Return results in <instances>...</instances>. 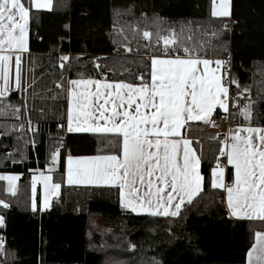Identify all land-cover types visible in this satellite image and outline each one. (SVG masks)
<instances>
[{"label": "trees", "instance_id": "16d2710c", "mask_svg": "<svg viewBox=\"0 0 264 264\" xmlns=\"http://www.w3.org/2000/svg\"><path fill=\"white\" fill-rule=\"evenodd\" d=\"M22 2L30 7L29 0ZM117 27L122 32L115 31ZM144 31L154 34L149 45L143 43ZM158 31L179 34L183 46L195 49L199 57L231 56L236 84L257 99L252 122L240 121V116L235 120L264 126V93H259L253 72L255 64L264 63V0H232L229 18L212 17L211 0H54L51 11L30 8L29 59L37 67L34 105L42 106L54 75L64 84L80 78L138 84L136 77L150 70V57L163 54V42L156 43ZM210 33L216 36L213 42ZM60 54H70V68H60ZM178 54L184 55L182 48ZM27 78L32 81L33 75ZM59 97L62 113L55 112L58 102L47 105L42 115L30 111L40 117L34 133L22 111L14 114L24 94L0 98V174L20 176L15 195L8 194L6 182L0 180V200L8 205L0 204L2 264H246L264 222L232 219L223 191L210 186L211 168L222 161L219 141L207 142L203 192L177 217L125 212L119 190L113 188L65 187L49 210L33 211L32 175L46 169L57 143L61 141L60 167L54 180L62 186L66 154L117 152L105 135H58L57 127L66 124V90ZM20 127L30 134L9 132ZM194 145L200 151L201 144ZM232 172L228 167V181ZM93 217L106 222L109 228H103L109 233L91 232Z\"/></svg>", "mask_w": 264, "mask_h": 264}, {"label": "snow or ice", "instance_id": "6c2138e0", "mask_svg": "<svg viewBox=\"0 0 264 264\" xmlns=\"http://www.w3.org/2000/svg\"><path fill=\"white\" fill-rule=\"evenodd\" d=\"M29 5L22 0H0V97L7 95L12 84L13 55L14 82L17 88L22 86L21 54L28 50L30 8H49L51 0H29ZM228 15L229 0L219 4L211 0L212 17ZM153 35L143 32L148 40ZM155 37L156 43L163 42V55L150 57V70L136 77L138 84L91 78L67 82V131L112 134L105 139L115 142L117 152L68 155L66 177L68 184L118 188L120 204L132 212L175 217L185 200L190 203L202 190L204 180L201 159L181 130L189 122L214 123L211 116L217 107L227 112L229 88L224 83L227 72L221 74L225 61L199 57L195 49L183 46L175 32L161 35L158 31ZM181 48L183 56L178 54ZM60 59L63 68L69 57ZM18 112L14 107V114ZM241 114L250 120L247 106ZM230 133V138L220 142L219 153L234 170L231 180L226 183L225 167L218 162L211 168L210 186L225 191L230 215L264 222V128L244 126ZM57 158L54 151L52 162ZM18 179L17 175L0 176L13 195ZM52 181L51 175L42 172L32 176L33 211L37 210L38 183L43 186L40 210L49 207L50 195L61 186ZM0 204L8 207L2 200ZM247 258L248 264H264V233H255Z\"/></svg>", "mask_w": 264, "mask_h": 264}, {"label": "crops", "instance_id": "0c3cea01", "mask_svg": "<svg viewBox=\"0 0 264 264\" xmlns=\"http://www.w3.org/2000/svg\"><path fill=\"white\" fill-rule=\"evenodd\" d=\"M219 2H220V0H217V3L219 4ZM53 3H54V0H51V6L49 7V8H46V9H39L38 11H51L52 9H53ZM36 10V9H35ZM231 12H232V0H229V15L228 16H226V17H218V18H229V17H231ZM173 55H175V53H172ZM163 55V54H162ZM161 55V56H162ZM30 56H32V54L30 53V49H29V28H28V50L26 51V52H23L22 54H21V60H22V64H21V68H22V86H21V88H17L16 87V85H15V82H14V74H15V65H14V60H15V55H13V80H12V84H11V87H10V89H9V91H8V93H7V95L6 96H4V97H0V98H3V99H5V98H7V97H9L12 93H15V92H20L21 94L23 93L24 95H25V90H26V84H25V82L27 81V82H29V80L27 79V78H24V74H23V71H24V65H25V63L27 62V60L30 58ZM62 56H68L69 57V60H68V62H70V60H71V56L68 54V55H66V54H60L59 55V58L60 57H62ZM201 58H206V59H211V60H216V59H218V58H213V57H201ZM220 60V59H219ZM60 62H61V59H60ZM212 67H215V65L213 64L212 65ZM222 72H223V69L221 68V74H222ZM91 79H97V78H91ZM99 80H102V81H107V82H112V81H110V80H107V79H104V78H102V79H99ZM0 86H2V81H0ZM69 87V85L67 84V87H66V89ZM230 97H231V94H230V90H229V93H228V104L230 103ZM65 108H66V113H65V118H66V124H65V128H66V130H67V92H66V106H65ZM217 110H221L219 107H217L214 111H213V113L215 112V111H217ZM213 113H212V115H213ZM201 124H205V123H203V122H200V121H195V122H189V125L190 126H198V125H201ZM190 126H186L184 129H182L181 130V132H182V135H184L186 138H188L187 137V130H188V128L190 127ZM244 126H252V127H261V128H264V126H259V125H253V124H249V123H247V122H243V123H234L232 126H231V128H230V130H236V129H238V128H241V127H244ZM194 131H196L195 129H194ZM193 131V132H194ZM68 132V131H67ZM68 134H77L76 132H72V133H70V132H68ZM79 134H93V135H112V134H96V133H79ZM243 134V133H242ZM230 135H231V133L229 132V137L228 138H230ZM194 136H195V138H197V136H196V132H194ZM189 139V138H188ZM198 139H201V138H198ZM190 141H191V147L196 151V154L200 157V159H201V166H200V170H201V174L203 175V173H202V163L205 161V159H206V148H207V142L206 143H203L204 141L203 140H195L194 138H190L189 139ZM194 143H199V144H201V148H200V151H198L197 149H196V147H195V145H194ZM60 150H61V148L58 150V148L56 147L55 148V151H57L58 152V158H57V161L55 162V163H53L52 162V160L49 162V164H48V166L46 167V169L45 170H38V171H35L34 173H33V175H39L41 172L42 173H44L45 175H51L52 177H53V183H57L55 180H54V173L55 172H57L58 170H59V167H60ZM97 155H107V154H97ZM67 154H66V157H65V161H64V174H63V177H64V182H63V185L64 186H62V184H60L61 186H60V188L56 191V193L55 194H52V195H50V199H49V207L48 208H45V209H43V210H41V211H46V210H49L51 207H52V204H53V202H54V200L55 199H57L59 196H60V194H61V192H62V190H63V188H65V187H72V188H89V189H99V188H113V189H118V188H116V187H111V186H106V185H83V184H68L67 183V177H66V158H67ZM95 156V155H94ZM220 165L222 166V167H225V180H226V183L227 182H229L228 181V167H231L230 165H227V160H226V156H222V161L220 162ZM50 169H51V171H50ZM233 170V169H232ZM234 171V170H233ZM4 176H5V174H3ZM7 175H9V174H7ZM12 175H14V174H12ZM32 175V176H33ZM18 177H19V179H20V176L19 175H17ZM204 176V175H203ZM18 179V180H19ZM18 180L15 182V184H16V188H15V194H17V191H18ZM32 181V180H31ZM6 182V191H7V181H5ZM204 184H205V182H204V180H203V182H202V190L197 194V195H195L193 198H192V200H191V202L201 193V192H203V190H204ZM218 190H221V191H223V193H224V204H225V207H226V210L228 211V214H229V216L232 218V219H234V220H242V221H259V220H252V219H248V218H245V217H234V216H232V215H230V213H229V210L227 209V203H226V193H225V191L223 190V189H218ZM7 193L8 194H10V195H13L12 193H10V192H8L7 191ZM31 193H32V189H31ZM36 202H37V210L39 209L40 210V204H41V201H42V198H43V186H42V184H40V183H38L37 184V192H36ZM32 200H33V195H32V197H31V208H32ZM190 202V203H191ZM187 204H189V202H187V200H185V202L183 203V205H182V207L183 206H185V205H187ZM120 206H121V208H122V210L123 211H125V212H130V213H132V214H134V215H137V216H143V215H151V214H149V213H144V212H140V213H136V212H132L130 209H128V208H125V207H123L121 204H120ZM181 207V208H182ZM36 210V211H37ZM180 212V211H179ZM179 215V214H178ZM177 215V216H178ZM177 216H175V217H177ZM160 217H165V216H160ZM167 217H173V216H167ZM0 225H1V223H0ZM262 233H264V232H262ZM246 264H248V258H246Z\"/></svg>", "mask_w": 264, "mask_h": 264}, {"label": "rangeland", "instance_id": "374dc122", "mask_svg": "<svg viewBox=\"0 0 264 264\" xmlns=\"http://www.w3.org/2000/svg\"><path fill=\"white\" fill-rule=\"evenodd\" d=\"M114 30L118 31V32H122L121 28H118V27L116 29H114ZM185 36L188 37V35H185ZM209 38L213 42V40L216 38V36L214 35V33H210V37ZM123 49H125L127 52L131 51V47L130 46H124ZM163 49H164V47H163ZM120 52H121V50H120ZM225 58H227V57H225ZM223 59L224 58H221L220 60H223ZM70 66H71V64H69L68 68H70ZM35 68H37V67L34 64L33 65L30 64V59L27 60V62L24 65V71H23L24 78H27V76L29 74H31V75H33V80L31 81V80H29L27 78L29 80V82H27V81L25 82L26 90H25V95H24L25 98H23V105H21L20 108H18L19 109V113H20V111H22V113L26 116V118H28V120L31 121V124L29 125L32 128V130H29L31 133H34L35 126H36L35 124H37V122L39 121L40 117L38 118V115L39 114L42 115V113L44 112V109H46L47 105L49 107V105L52 102L53 103L54 102H58L57 100L60 99L59 93H63V95H64V92H65L67 84H68L67 82L69 81V80H66V83L64 84V80L63 79H58V77H56V75H54V77H53L54 81H52L53 82L52 83L53 87L50 88L48 97H46L45 100L40 101L42 103L41 104L42 106H37L36 107L34 105V103L38 102V99L36 98L38 92L34 91V89H36L35 82H37V80L35 78V74H36ZM63 68H65V67H63ZM253 72H254V78H255V85L258 87L259 93H264V63L255 64ZM103 77H105V76H103ZM57 83H61L63 85V87L62 88H57L56 87ZM235 85L237 86L238 84H235ZM255 96H256L255 94H254V96H252V95L250 96L241 87H240L239 94H237V95L234 94L233 95V97L236 100L234 101V99L232 98L231 102L232 103L238 102V104H239L240 118H241L240 121H246L244 119V116L241 114V109H243V108H245V106H247L248 107V111L250 112V120H248V122H252L251 121V117H252L251 114H252V112H254L255 100H257ZM60 102H58L59 104L57 103L58 109L55 112L62 113L61 110H62L63 107H60L61 106ZM25 105H26V109L24 107ZM51 106H54V105H51ZM31 110L35 111L34 114L37 113L38 115H34V114L30 115L29 113H30ZM29 121H26L27 124H29ZM16 131L19 133V135L20 134H24V132L30 134V132H26V129L24 127H20V129L17 128V129H14V130L10 129L9 132H16ZM19 135L17 134V136H19ZM60 142H59V144L57 143V148H59L61 146ZM5 175H7V174H5ZM9 175H12V174H9ZM0 176H4L3 173H1ZM103 226L104 227H108L106 222H104V221L102 222V220L93 217L92 224H91V232H95L96 233V232H98V230L100 232V230L103 229L101 234H104V233H107V232L109 233L108 229L107 228H103ZM108 243H109V241L106 243V246H108ZM2 246H3V240H2V237L0 236V248ZM0 264H2V263L0 262Z\"/></svg>", "mask_w": 264, "mask_h": 264}, {"label": "built area", "instance_id": "2783aa9c", "mask_svg": "<svg viewBox=\"0 0 264 264\" xmlns=\"http://www.w3.org/2000/svg\"><path fill=\"white\" fill-rule=\"evenodd\" d=\"M143 43L145 45H149V40L148 39H144ZM116 55L119 54V52L115 53ZM70 55V54H69ZM222 61H225V63L222 66L223 72L222 74L226 71L227 75L224 77V83L228 86L229 90H230V100L232 99L233 95H237L240 92V87L237 86H233L234 84L231 83V80H233V75H232V58L231 56L224 58ZM62 63V61L60 62V64ZM65 66L69 65V62H63ZM64 66V67H65ZM240 116V108H239V104L238 102H234L232 103L230 101V103L228 104V110L227 112L221 110H217L213 113V115L211 116V120L214 121V123L211 124H201L198 126H190L187 130V137L190 138H194L195 140H203V143H206L208 141H223L226 138L229 137V132H230V128L231 126L236 123L235 119ZM197 127L202 128V130L204 131H211L213 132L212 135H210L209 137H206L205 139H198L195 138L193 131L194 129H196ZM56 132L58 135L62 136L63 138H66L68 135V132L66 130V128L62 125H59L56 129ZM60 148H58L59 150Z\"/></svg>", "mask_w": 264, "mask_h": 264}, {"label": "bare ground", "instance_id": "6f19581e", "mask_svg": "<svg viewBox=\"0 0 264 264\" xmlns=\"http://www.w3.org/2000/svg\"><path fill=\"white\" fill-rule=\"evenodd\" d=\"M195 130L196 131H194V132H196L197 138H201V139H203V138L205 139L206 137H209L210 135L213 134V132L208 131V130L207 131H204L200 127H197ZM194 132H193V134H194Z\"/></svg>", "mask_w": 264, "mask_h": 264}]
</instances>
